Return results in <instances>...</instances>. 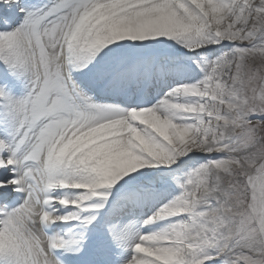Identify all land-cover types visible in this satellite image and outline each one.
<instances>
[{
	"label": "snow or ice",
	"instance_id": "obj_1",
	"mask_svg": "<svg viewBox=\"0 0 264 264\" xmlns=\"http://www.w3.org/2000/svg\"><path fill=\"white\" fill-rule=\"evenodd\" d=\"M0 264H264V0H0Z\"/></svg>",
	"mask_w": 264,
	"mask_h": 264
}]
</instances>
